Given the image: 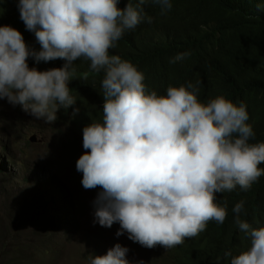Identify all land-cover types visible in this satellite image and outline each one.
I'll return each instance as SVG.
<instances>
[{"label": "clouds", "instance_id": "9594fccd", "mask_svg": "<svg viewBox=\"0 0 264 264\" xmlns=\"http://www.w3.org/2000/svg\"><path fill=\"white\" fill-rule=\"evenodd\" d=\"M147 2L139 0L141 5ZM152 2L162 11L172 7L170 0ZM119 3L19 0L20 18L34 33L39 51L26 44L21 32L11 25L0 26V99L6 98L23 113L2 124L0 175L9 178L15 163L12 148L40 141L38 135L28 139L29 134H38L32 126L69 125L75 138L58 145L64 146L70 185L78 196L86 189L101 188L94 201L95 211L88 213L90 222L107 228L120 225V229L115 241L101 249H109L105 255L87 243L65 253L61 261L130 264L128 248L121 246L127 232L129 239L149 248V264H160L157 261L164 252L168 264H192L194 259L178 251L204 235L207 226L224 223L227 203L218 204L216 193L237 186L248 190L264 175L259 167L264 163V142L249 143L255 135L254 125L246 123L249 115L243 103L237 105L222 95L203 103L191 83L169 86L166 95L146 91L144 74L132 62L110 55L109 49L116 47L126 31L145 19L152 23V18H145L142 8L132 4L121 8ZM186 55L178 54L172 62ZM29 57L36 62L62 59L65 63L38 71L29 67ZM80 58L89 60L92 70L105 72L103 123L81 128L57 119L76 104L77 97L70 94V68ZM72 112L75 116L79 108ZM12 133L21 138L17 140V136L13 147L6 143ZM74 141L78 144L72 145ZM82 143L90 152L82 150ZM14 172L25 171L19 168ZM82 173L83 178L79 176ZM4 184L0 178V185ZM52 184L60 190L54 180ZM243 210L244 201H240L232 209L233 222L249 237L251 246L233 257L231 264H264V227L253 228L241 219ZM79 258L87 263H79ZM213 262L199 260L198 264Z\"/></svg>", "mask_w": 264, "mask_h": 264}, {"label": "trees", "instance_id": "16d2710c", "mask_svg": "<svg viewBox=\"0 0 264 264\" xmlns=\"http://www.w3.org/2000/svg\"><path fill=\"white\" fill-rule=\"evenodd\" d=\"M19 0H0V26L11 25L21 32L31 48L40 50L33 32L20 18ZM171 9L163 10L148 0H120L142 8L145 18L135 29L126 31L110 55L132 62L144 74L146 91L166 95L169 86L191 83L203 103L225 96L235 104L243 103L249 115L246 123L254 125L249 143L264 142V0H170ZM181 53H187L173 63ZM62 59L36 62L29 57L30 68L46 71L62 67ZM70 94L77 97L66 114L57 118L78 127L103 123L102 80L105 72L91 69L90 61L80 58L70 68ZM87 97L84 98V96ZM79 112L73 116V109ZM60 122V121H59ZM58 122V123H59ZM78 144L74 141L72 145ZM264 169V163L259 165ZM244 201L241 219L253 228L264 227V175L248 190L237 186L232 191L216 193V202L227 203L224 223L207 226V232L186 243L178 252L185 253L192 264L199 260L213 264H231V259L251 246L249 237L234 224L232 209ZM205 229V230H206ZM244 237V241H243ZM229 252V256H225Z\"/></svg>", "mask_w": 264, "mask_h": 264}, {"label": "rangeland", "instance_id": "374dc122", "mask_svg": "<svg viewBox=\"0 0 264 264\" xmlns=\"http://www.w3.org/2000/svg\"><path fill=\"white\" fill-rule=\"evenodd\" d=\"M11 106L6 98L0 99V137L4 120L23 116ZM30 129L38 134H29L28 139L38 135L40 141H27L20 148H12L15 163L9 178L0 175L7 183L0 185V264H68L61 261L64 254L87 243L105 255L109 249H101L115 241L120 225L110 228L92 225L88 213L95 211L94 201L102 189H86L78 196L70 185L64 146L58 144L72 141L76 136L74 128L49 123L40 129L33 126ZM16 138L21 140L19 134L12 133L6 143L13 147ZM2 146L0 140V154H3ZM82 150L90 152L84 149L83 143ZM19 168L25 172H14ZM79 176L83 178V173ZM53 180L60 190L52 184ZM121 246L128 248L126 259L130 264H149L152 260L149 248L129 239L127 232ZM161 256L158 263H170L167 252ZM78 262L87 263L80 258Z\"/></svg>", "mask_w": 264, "mask_h": 264}]
</instances>
